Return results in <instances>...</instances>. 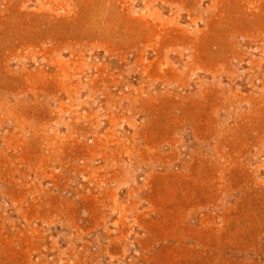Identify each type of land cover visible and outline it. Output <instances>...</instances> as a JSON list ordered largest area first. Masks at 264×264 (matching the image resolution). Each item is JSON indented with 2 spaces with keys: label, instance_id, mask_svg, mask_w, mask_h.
<instances>
[{
  "label": "rangeland",
  "instance_id": "rangeland-1",
  "mask_svg": "<svg viewBox=\"0 0 264 264\" xmlns=\"http://www.w3.org/2000/svg\"><path fill=\"white\" fill-rule=\"evenodd\" d=\"M0 264H264V0H0Z\"/></svg>",
  "mask_w": 264,
  "mask_h": 264
}]
</instances>
